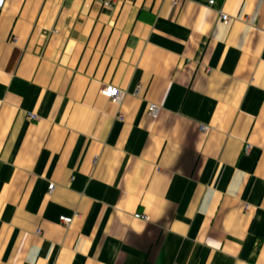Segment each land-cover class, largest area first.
<instances>
[{
	"label": "crops",
	"instance_id": "crops-1",
	"mask_svg": "<svg viewBox=\"0 0 264 264\" xmlns=\"http://www.w3.org/2000/svg\"><path fill=\"white\" fill-rule=\"evenodd\" d=\"M0 264H264V0H5Z\"/></svg>",
	"mask_w": 264,
	"mask_h": 264
},
{
	"label": "built area",
	"instance_id": "built-area-1",
	"mask_svg": "<svg viewBox=\"0 0 264 264\" xmlns=\"http://www.w3.org/2000/svg\"><path fill=\"white\" fill-rule=\"evenodd\" d=\"M178 1L179 0H173V3L177 4ZM216 1L217 0H207V6L211 7V8L215 7ZM97 2L101 6L113 8V7L118 5L120 0H97ZM4 4H5V0H0V10L3 8ZM220 19H221V22L223 24H227L228 18L226 15H221ZM122 95H123L122 92H120L119 90H117L116 88H113L111 86H105L104 88H102L100 90V96L103 98H106L108 100H111V101H116V102L119 101L122 98ZM157 110H158L157 106H154V105H151L149 108V111L152 114H155L157 112ZM30 118L32 120L35 119V117H33V116ZM202 130L207 131L208 128L204 127V128H202ZM53 187L54 186L52 184L48 185V187H47L48 193H51L53 191ZM134 218L142 220L144 222L148 221V218L145 216L135 215ZM60 222L64 225H68V224H70L71 219L60 218ZM39 234H40V232H36V235H39Z\"/></svg>",
	"mask_w": 264,
	"mask_h": 264
}]
</instances>
